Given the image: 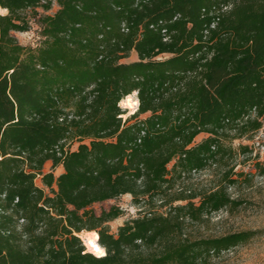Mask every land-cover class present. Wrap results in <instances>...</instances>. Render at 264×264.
Segmentation results:
<instances>
[{
    "label": "trees",
    "instance_id": "1",
    "mask_svg": "<svg viewBox=\"0 0 264 264\" xmlns=\"http://www.w3.org/2000/svg\"><path fill=\"white\" fill-rule=\"evenodd\" d=\"M223 1L0 0V264H211L257 236L187 229L244 205L228 193L244 177L230 165L255 149L233 143L264 127V0L225 13ZM37 17L43 40L25 46L15 34ZM212 167L217 188L175 192ZM125 195L146 211L115 235L123 209L93 207Z\"/></svg>",
    "mask_w": 264,
    "mask_h": 264
},
{
    "label": "rangeland",
    "instance_id": "2",
    "mask_svg": "<svg viewBox=\"0 0 264 264\" xmlns=\"http://www.w3.org/2000/svg\"><path fill=\"white\" fill-rule=\"evenodd\" d=\"M54 9L51 13L58 10V6L54 5ZM4 13V12H3ZM2 13V14H3ZM50 13V14H51ZM40 14H43L41 11ZM31 30L28 33H17L15 37L25 46L36 47L43 40L41 36L42 28L38 22V17L35 20H31ZM136 58V57H135ZM127 60V59H126ZM127 61H132L128 59ZM126 63V61H123ZM133 100L137 98L132 96ZM122 107L127 109V113L124 116L125 119L134 115L137 111L127 108L123 103ZM144 118V117H142ZM207 135L202 134L196 139V144L200 143ZM239 145L254 147V153L249 156L239 155L233 161L230 166H235V172L243 174V178L239 181L237 186L229 189V195L232 199L240 200L244 202V205L238 209L226 208L218 213L211 215L200 225H190L187 227L188 234L193 239L198 238H218L231 235L238 232H251L255 231L257 236L251 241L243 243L235 249L223 252L219 256H214L211 260V264H264V174L261 173V168H264V127L256 134L254 139H238L233 143V147L238 150ZM71 148L75 150L77 144L71 145ZM45 173H53L59 176L63 173V169L58 167L55 170L52 167V163L48 162L45 165ZM221 170L220 168H209L201 173H196L191 178L185 179V182L180 183L175 192H180L185 189H190L194 193L201 194L205 191L217 188L220 184ZM236 178V177H234ZM246 178V179H245ZM36 184L42 188L44 185L41 182V177L36 181ZM47 192H49L47 190ZM172 197L166 199L169 200ZM199 203V200L196 201ZM184 204V203H179ZM112 206H118L123 209L124 215L109 224L110 230L113 234L119 233V228L126 222L133 219H137L144 215L146 209L140 208L133 204V198L130 195L120 197L119 200L106 201L104 204H97L93 208L99 215L102 210H108ZM158 212L165 213V208H157ZM81 234H77L84 246L85 241L81 237Z\"/></svg>",
    "mask_w": 264,
    "mask_h": 264
},
{
    "label": "bare ground",
    "instance_id": "3",
    "mask_svg": "<svg viewBox=\"0 0 264 264\" xmlns=\"http://www.w3.org/2000/svg\"><path fill=\"white\" fill-rule=\"evenodd\" d=\"M1 13H3L5 10H0ZM123 104L131 109L134 110V108L138 105L137 100H133L132 96H129L127 99L123 100ZM81 237L85 241L86 246L89 248V251L93 253L97 257H105L106 256V250L100 246L99 240L100 236L97 231H89V232H83L81 234Z\"/></svg>",
    "mask_w": 264,
    "mask_h": 264
},
{
    "label": "built area",
    "instance_id": "4",
    "mask_svg": "<svg viewBox=\"0 0 264 264\" xmlns=\"http://www.w3.org/2000/svg\"><path fill=\"white\" fill-rule=\"evenodd\" d=\"M224 3L222 4L221 6V12L225 13V12H229V10L234 6V3L236 2V0H224L223 1ZM217 26V22H214L213 23V26L211 27L212 29L215 28ZM205 34L208 36V30L205 32ZM168 40V39H166ZM137 98L136 100L138 101V105L136 107V110L138 111L139 107H140V101L138 100V92H134L133 95L131 96H134ZM128 98V97H127ZM126 98V99H127ZM124 102V101H123ZM122 102V103H123ZM122 103H121V107H122ZM123 109H125L124 107H122ZM127 110V109H125Z\"/></svg>",
    "mask_w": 264,
    "mask_h": 264
},
{
    "label": "crops",
    "instance_id": "5",
    "mask_svg": "<svg viewBox=\"0 0 264 264\" xmlns=\"http://www.w3.org/2000/svg\"><path fill=\"white\" fill-rule=\"evenodd\" d=\"M135 57H136V58H135ZM127 60H128V59H127ZM127 60H124V61H126V63H132L133 61H137V60H138V54H137L136 52H133V54H132V56H131V58H130V60H132V61H127ZM148 116H149V114L142 115L141 118L144 117V118H142V119H147ZM60 168L63 169V173H64V167H61V166H60ZM41 182H42V181H41ZM42 184H43V183H42ZM43 185H44V184H43ZM44 189H46L45 186H44Z\"/></svg>",
    "mask_w": 264,
    "mask_h": 264
}]
</instances>
